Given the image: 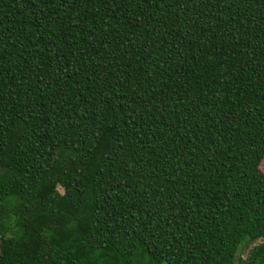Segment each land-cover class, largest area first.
<instances>
[{
    "label": "trees",
    "instance_id": "1",
    "mask_svg": "<svg viewBox=\"0 0 264 264\" xmlns=\"http://www.w3.org/2000/svg\"><path fill=\"white\" fill-rule=\"evenodd\" d=\"M263 161L264 0H0V264H264Z\"/></svg>",
    "mask_w": 264,
    "mask_h": 264
},
{
    "label": "rangeland",
    "instance_id": "2",
    "mask_svg": "<svg viewBox=\"0 0 264 264\" xmlns=\"http://www.w3.org/2000/svg\"><path fill=\"white\" fill-rule=\"evenodd\" d=\"M262 169L264 170V161H263V163H262ZM57 190H58L59 192H62V191H63V189H62L61 186L57 187ZM262 241H264V239H262ZM248 248H249V246L246 248V250H245V252H244V256L247 254ZM141 251H142V253H143V250H141ZM144 257L147 258V255H145ZM161 264H170V263H168V262H162Z\"/></svg>",
    "mask_w": 264,
    "mask_h": 264
}]
</instances>
